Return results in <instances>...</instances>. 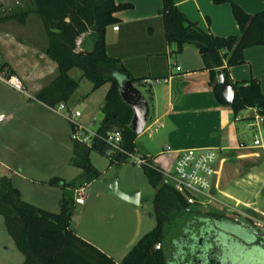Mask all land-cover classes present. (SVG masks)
I'll use <instances>...</instances> for the list:
<instances>
[{"label": "trees", "instance_id": "trees-1", "mask_svg": "<svg viewBox=\"0 0 264 264\" xmlns=\"http://www.w3.org/2000/svg\"><path fill=\"white\" fill-rule=\"evenodd\" d=\"M214 1L231 4L241 30L239 35L209 34L188 19L174 0H163L159 13L164 21L166 38L177 44V52L187 44L209 47L210 52L203 57L205 68L211 72L210 85L216 99L230 106L237 118L242 111L256 108L263 118L264 127V94L258 78L233 81L236 94L232 104L225 100L216 81L217 69H222L229 77V67L246 62L247 48L264 45V10L251 14L234 0ZM33 4L48 29L50 40L46 54L57 63V74L31 100L52 108L62 103L68 107L84 78L93 83V90L106 83H110V88L100 107L103 118L92 145L72 139L71 164L83 172L73 182L59 177L50 180V183L61 185L66 190L60 201V210L53 212L26 201L11 177L3 175L0 176V215L24 256L23 264H117L112 256L73 231L70 224L76 204L75 189L88 185L100 175L91 163L92 150L105 154L116 169L129 161L125 154L113 153L107 148L100 136L109 130L119 129L124 148L135 151L138 135L131 127L133 109L123 101L120 85L125 79L133 82L136 79L119 65L117 59L108 55L105 38L107 27L119 21L114 14L133 8V4H117L114 0H33ZM29 13L22 11L6 18L17 17L24 21ZM84 34H89L93 41V49L89 53L80 51L79 40ZM75 68L81 70L80 78L71 75ZM69 122L73 131L76 123ZM151 160L149 156V165H144L143 169L156 188L153 203L157 226L132 246L120 264H216L221 260L219 251L223 245L233 240L232 234L239 235L240 231L239 237L246 242L260 240L249 224L238 221L244 225L241 227L234 217L203 214L202 206L188 205L180 192L164 182L159 166ZM179 222L181 224L177 225ZM188 223L193 226V232L185 229Z\"/></svg>", "mask_w": 264, "mask_h": 264}, {"label": "crops", "instance_id": "crops-1", "mask_svg": "<svg viewBox=\"0 0 264 264\" xmlns=\"http://www.w3.org/2000/svg\"><path fill=\"white\" fill-rule=\"evenodd\" d=\"M114 1L117 4L131 3L133 4V8L124 9L114 14L119 21L109 25L106 29L107 53L110 57L117 59L119 65L125 68L132 78L136 79L135 85L143 92L150 105V117L145 130L135 140V152L151 156V162L156 166L170 167L175 160L178 150L188 148H217L220 150V159L217 165L215 185L220 184V171L224 169L226 160L230 155H235L238 161L242 159H253L254 161L259 158L263 159L264 146H254L251 144L244 137L240 129V124H245L250 128L254 127L251 123L255 122L256 115L258 114L257 109L249 108L244 110L237 118L230 106L221 104L216 99L210 85L211 72L205 68V60L199 52V47L187 44L181 52H177V44L167 40L164 21L162 15L159 13L163 7V0ZM174 1L188 19L197 23L200 28L209 34L230 36L241 33L230 3L217 4L214 0ZM234 1L251 14L264 10V0ZM115 25H118L119 29H115ZM82 45L86 46V43L82 41ZM89 45L90 50L88 51H91L93 43L91 42ZM20 46L17 51L24 53L23 50H27V46ZM2 48L0 46V75L5 77L16 75L22 81L24 90L19 91L0 80V111L7 114L6 121L0 126L6 127L11 121L17 122L23 120L31 122L33 128H35L36 123V126L42 123L51 125L44 114L50 111L62 115L63 113L42 102L31 99L56 76L57 63L46 52L40 53L37 48H31V57H40L41 61H29L21 56L23 61L28 60L31 65V67L25 68L18 63L17 57H14V51H6ZM245 58L246 62L244 64L228 68L229 78L232 81H243L252 77L258 78L264 94V45L247 48L245 50ZM81 75L82 72L80 70L77 78H80ZM84 79L81 80V83ZM89 89L88 91L91 93L95 91L93 90V83ZM76 92L69 102V108L78 103ZM90 92H87V94L89 95ZM18 95L24 96L26 103H22V100L20 102L17 97ZM24 115L26 116L24 117ZM82 116L81 114L80 117ZM250 117H254V119H239ZM102 118L103 115L101 113L100 122ZM82 120L78 121L83 124L84 120ZM242 143L244 146L241 145ZM167 147H170L171 151H165ZM91 153V163L95 166ZM71 157L72 155L66 160V164L68 165L64 168V172L39 180L46 186V194L51 195V190H55L56 192L58 188L55 184L50 183L52 178L59 177L66 182H73L81 175L83 169L72 165ZM14 161L16 170L8 174V176L11 177L14 186L18 188L23 197L21 184L27 182L32 184L37 183V180L29 178L27 174L29 172L31 174H40L42 169L38 163L31 160L25 151L15 152ZM2 166L9 168L8 165L0 160V167ZM254 176L262 179L264 182L263 172L258 171ZM89 185L82 187L85 192L83 201H76L71 218V229L97 245L112 256L117 264H120L132 246L149 231L144 233L142 228L139 227L140 229L135 234L133 240L122 243V246L115 245L109 247L110 250H107V247H103L93 239L94 236L82 226L81 222H77L74 226L73 220L76 206L92 205V194L90 191H87ZM78 189L80 188H76L75 191ZM110 194L113 193H109L105 189L95 194L98 197H104L102 204H106L105 209L107 205L114 203L121 204L120 202H122L119 199L116 200L113 197L114 195ZM34 195L35 199L40 200L36 194ZM62 195L63 193L59 194V203ZM256 196L264 203V196L261 195L259 189H256ZM41 201L45 202L46 200L43 198ZM33 203L44 209L54 211L49 208L50 206L39 202ZM46 203L51 205L50 201H46ZM238 204H246V201H238ZM255 210L259 214L258 216L250 215L248 218L249 222H241L252 226L254 235L259 237L260 240L246 242L239 237L241 236L240 231L239 235L232 234L233 240L224 244L223 248L219 251L221 264H257L255 263L257 260L255 257L259 255V250L261 252L264 251V230L257 228L256 224L261 223L264 225V210H259L258 208H255ZM153 213L156 216L155 212ZM110 220L112 222V219ZM109 221L106 223L108 224ZM124 221L122 218V223L120 224H123ZM238 221L240 220H236V223L243 227L244 225ZM156 226L157 219L154 227ZM120 231L122 232V230ZM117 234H119L118 230L115 235ZM231 248L232 253L229 251ZM235 250L238 255L234 258L232 256ZM115 253H120L119 260H117Z\"/></svg>", "mask_w": 264, "mask_h": 264}, {"label": "rangeland", "instance_id": "rangeland-1", "mask_svg": "<svg viewBox=\"0 0 264 264\" xmlns=\"http://www.w3.org/2000/svg\"><path fill=\"white\" fill-rule=\"evenodd\" d=\"M22 11H30L24 21L17 17L6 18ZM49 40L48 29L41 15L35 12L33 0H0V46L3 47V50L14 51V57H17V61L21 66L28 68V66L31 67L29 61L38 60L40 62V57H31V48H37L40 53H44ZM82 41L86 43V46L82 45ZM91 42L93 43L91 36L84 34L79 40L80 50H90L89 44ZM20 45L27 46V50H23L24 53L17 51L18 47H21ZM21 56L29 61H23ZM78 73H80L78 68L71 72L75 78H77ZM48 80L50 79L48 78ZM91 84L92 82L89 80L84 79L82 81L76 92L78 103L74 104L72 109L81 112L83 116L78 120L83 119V125L87 129L96 130L100 125V107L110 88V83L97 88L93 93L88 91ZM87 92H90V94L88 95ZM17 97L20 102L22 100V103H26L24 96L18 95ZM44 115L51 125L42 123L36 126V123L35 128H33L31 122L23 120L11 121L6 127L0 126V160L10 168L0 167V176L13 173L16 170L14 153L25 151L31 160L40 165L42 172L40 174H31L30 172L27 174L29 178L37 180V183L27 182L21 184L22 198L31 203L39 202L50 206L49 208L56 212L60 206L59 194L66 192V190L61 185H55L58 186L56 192L51 190V195L46 194V186L39 180L64 172V168L68 165L66 160L72 155V131L69 120L62 114L50 111ZM240 129L251 144H253L255 134H261L264 140L262 123L261 127L254 126L252 128L240 124ZM91 156L94 159V167L100 172V175L89 183L87 189L92 194V205L76 206L73 225L75 226L77 222H81L82 226L94 236L95 241L110 250L109 247L122 246V243L133 240L140 229L139 227L146 233L155 226L157 218L153 213L155 212L153 198L156 188L149 181L143 167L136 165L132 159L116 169L115 166L110 165V159L98 150L93 149ZM258 171L264 173V158L255 161L253 159L238 161L235 155H230L226 160L224 169L220 171V184L215 185L213 191L215 200L202 206L200 209L202 213L211 216L229 215L234 219L245 222H249L250 215L258 216L259 214H257L255 208L264 210V203L256 196V189H259L261 195L264 196V182L254 176ZM116 173L119 174L121 188L129 191L140 190L141 203L139 205L128 204L129 202H124L125 200L110 194L114 195L113 197L116 200L119 199L122 202H120L121 204L107 205L105 209L106 204H102L104 197H98L95 194L101 192L102 189L111 193L108 184ZM34 194L40 200L35 199ZM75 196L76 191H74ZM43 198L50 201L51 205H48L46 201H41ZM238 201H246V204H238ZM122 218L125 221L120 224ZM110 219H112V222ZM107 221H109L108 224ZM176 224L180 225L181 223ZM185 229L188 232L194 231L190 223L185 226ZM117 230L119 234L115 235ZM229 251L232 253V248ZM115 254L117 260H119L120 253ZM237 255L235 250L232 257L235 258ZM23 263L24 256L16 247L14 240L7 231L4 218L0 215V264Z\"/></svg>", "mask_w": 264, "mask_h": 264}, {"label": "built area", "instance_id": "built-area-1", "mask_svg": "<svg viewBox=\"0 0 264 264\" xmlns=\"http://www.w3.org/2000/svg\"><path fill=\"white\" fill-rule=\"evenodd\" d=\"M114 28L119 29V26L115 25ZM178 69H180V67H178ZM0 80L19 91L24 90L22 81L16 75H10L7 77L0 75ZM55 109L58 112H62L66 119L76 123L74 130L71 132V138L73 140L92 145L97 136V132L96 130L87 129L78 121V118L81 116L80 111H74L63 103ZM6 119L7 114L0 111V125H2ZM261 123L263 125V118L257 114L255 122H252L251 125L261 127ZM100 138L113 153L125 154L128 157V160L132 159L138 166L143 167L144 165H149V156L135 151H129L124 148L122 145L121 130H109L105 135L100 136ZM241 145L244 146L243 143ZM253 145L264 146V140L261 134L254 135ZM165 151H171V148L167 147ZM219 159L220 150L217 148L182 149L177 151L175 160L170 167H159V171L163 175L164 182L180 192L184 196L188 205L205 206L215 200L213 191L215 188V177ZM84 194V188L76 190V201H83ZM256 227L264 230V225L261 223H257ZM159 247L160 244L157 245V248Z\"/></svg>", "mask_w": 264, "mask_h": 264}, {"label": "water", "instance_id": "water-1", "mask_svg": "<svg viewBox=\"0 0 264 264\" xmlns=\"http://www.w3.org/2000/svg\"><path fill=\"white\" fill-rule=\"evenodd\" d=\"M197 46L199 47V52L202 55L210 52V48L204 44H197ZM81 52L89 53L91 51ZM216 81L225 100L229 104H232L236 94V86L234 82L222 69H217ZM120 95L123 101L133 109V117L131 119V127L133 131L137 135L141 134L145 130L150 117V105L147 98L131 79H125L121 82ZM108 187L111 193L118 196L122 200L134 205L140 204V190L129 191L121 188L119 185L118 173H116L114 178L109 182ZM258 253L259 255L255 257V259H257L255 263L264 264V251L261 252L259 250ZM218 264H221V260L218 261Z\"/></svg>", "mask_w": 264, "mask_h": 264}, {"label": "flooded vegetation", "instance_id": "flooded-vegetation-1", "mask_svg": "<svg viewBox=\"0 0 264 264\" xmlns=\"http://www.w3.org/2000/svg\"><path fill=\"white\" fill-rule=\"evenodd\" d=\"M217 250V249H216ZM216 264H218V263H216Z\"/></svg>", "mask_w": 264, "mask_h": 264}]
</instances>
